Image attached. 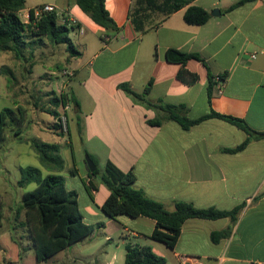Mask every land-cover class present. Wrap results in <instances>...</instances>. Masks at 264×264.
<instances>
[{
  "label": "crops",
  "instance_id": "obj_1",
  "mask_svg": "<svg viewBox=\"0 0 264 264\" xmlns=\"http://www.w3.org/2000/svg\"><path fill=\"white\" fill-rule=\"evenodd\" d=\"M239 1L195 0L194 5L205 8L210 14L216 9L220 11V14H211L209 21L199 26L185 22V9L168 17L151 13L144 31H137L129 18L134 0H106L107 10L119 31L97 25L77 1L76 6L71 5L70 0L44 2L27 8L25 5L18 13L21 18L26 9L29 12L40 5L52 4L56 6L60 23L76 19L85 32H77L84 36L80 41L81 49L71 39L80 56L68 59L66 47L63 48L66 51L64 71L73 72L66 90L79 102V108L73 106L69 112L67 134L56 127V113H60L61 106L54 103V98L65 90L66 77L59 79L58 70H50L52 65L39 70L43 64L40 67L34 57L42 52L46 37L26 38L25 49L30 48V51L24 52L22 58L29 56L31 60L24 66H28L27 74L34 77H29L31 82H36L39 90L43 88L39 91L43 97L28 101L26 119L25 110L16 106L23 121L16 135L23 133L24 127L34 126V118L28 122V113L35 114L43 107L53 117L44 130L53 134L54 142L38 136L35 141L59 145L62 157L64 139L60 138H67L64 142L71 146L75 133L85 141V151L96 161H103L105 165L112 161L124 172L133 171L135 187L162 202L168 210H174L176 201L189 202L200 209L213 207L227 211L244 204L234 223L230 218L187 220L175 248L169 249L150 238L156 225L154 220L126 215L112 219L102 212L101 206L110 192L97 177H89L85 158L78 162L71 150V184L67 185L68 177L63 175L66 186L78 193L85 223L99 225L108 244L118 235L117 249L128 243L149 245L154 253L166 258V264H264V139L252 140L244 150L230 153L225 149L238 147L248 135L225 120L210 118L189 130L172 120L160 126L150 125L148 121L162 116L163 111L137 102L119 88L120 84L128 83L133 91L143 94L152 82L145 97L154 104L185 105L186 115L192 120L213 110L242 119L251 129L264 132V0H248L228 10ZM28 16L27 20H21L28 23ZM91 23L95 37L87 38ZM170 48L199 53L205 60L207 65L190 60L184 66L198 76L195 83L179 80L178 73L183 66L167 62L166 51ZM10 54L5 55V64L0 67L11 71L7 74L11 82L16 80L17 64ZM209 72L215 76L211 95ZM45 73L52 78L44 80ZM224 74H227L225 81L216 80ZM37 127L36 130L44 131ZM64 169L65 160L61 171ZM61 171L53 172L60 174ZM91 183L97 189L89 190ZM82 196L84 207L80 204ZM229 226L228 238L218 243L211 240L213 232ZM115 259L114 255L104 264H114ZM96 264H102L101 260Z\"/></svg>",
  "mask_w": 264,
  "mask_h": 264
},
{
  "label": "trees",
  "instance_id": "obj_2",
  "mask_svg": "<svg viewBox=\"0 0 264 264\" xmlns=\"http://www.w3.org/2000/svg\"><path fill=\"white\" fill-rule=\"evenodd\" d=\"M77 5L83 12L102 28L109 31H119V26L111 17L106 7V0H76ZM195 0H134L129 11V18L137 31H144L147 27L150 13H160L165 17L185 9L184 20L189 25H203L211 18V14L203 7L194 5ZM248 0H241L228 8V10L243 4ZM27 0H0V51L12 52L16 58L24 57L26 38L46 37L52 44H64L68 53V59L75 58L81 53L74 46L70 34L73 28L67 24L59 22L56 12L44 14L38 21L34 18V10L29 11V21L25 23L18 13L25 8ZM166 60L169 63L181 64L183 68L178 73V78L186 84L195 83L198 76L186 70L184 66L190 60L206 62L199 53L183 52L174 48L166 51ZM11 74L5 67H0V77L2 74ZM225 81L227 74L220 75ZM215 76L209 72V95L212 93L211 85ZM152 82L145 88L143 94H139L130 88L128 83L119 85L127 94L132 96L137 102L146 104L149 107L163 111L162 116L149 120L148 123L160 126L166 120L177 122L184 130H189L194 125L210 118L225 120L240 129L244 130L248 137L236 148L225 149L230 153L244 150L252 140L264 139V132H257L251 129L245 121L228 115H223L211 111L199 119H189L186 115L185 105L154 104L146 99ZM70 99L74 107L79 108V102L72 93L60 95L54 98V103L58 107ZM14 111L11 108H3L0 111V135ZM59 113H56V116ZM78 126L82 130L80 119ZM56 127L60 130L57 122ZM34 148L39 154L40 162L47 166L50 173L43 176L42 171L34 166L22 167L21 177L18 181L20 187H25L31 183L37 184L36 188L24 194L22 202L26 211L27 225L31 228L32 240L37 263H43L58 255L68 247L85 240L92 235L95 227L85 223L81 213L78 193L70 191L66 186L63 175L53 171H61L64 168V160L60 156V146L41 141H34ZM91 159L98 165L96 159L87 151ZM86 163V159H85ZM87 164V163H86ZM89 177H98V168L91 172L88 168ZM102 184L109 190L110 194L101 206L102 212L109 218H116L126 215L131 218L146 217L155 221L156 225L150 238L156 242L165 244L169 249H174L183 227V224L192 218L217 220L230 218L234 223L237 220L244 204L232 210H219L216 208L200 209L194 204L185 201H176L174 210H168L165 205L148 197L145 192L135 187L136 176L133 171L124 172L112 161H107L105 174L100 177ZM89 190L97 189L91 183ZM1 217V214H0ZM99 226V225H98ZM100 227V226H99ZM231 234V226L222 231L211 234V240L218 243L228 238ZM165 257L159 256L149 245L132 244L126 245L124 264H166Z\"/></svg>",
  "mask_w": 264,
  "mask_h": 264
},
{
  "label": "rangeland",
  "instance_id": "obj_3",
  "mask_svg": "<svg viewBox=\"0 0 264 264\" xmlns=\"http://www.w3.org/2000/svg\"><path fill=\"white\" fill-rule=\"evenodd\" d=\"M50 1L60 0H27L26 8ZM70 3L76 6L75 0H70ZM28 15V10H24L21 13V19L27 20ZM149 15L151 16V13ZM94 32L95 29L91 23L88 28L87 38H94ZM70 37L77 48L81 49L80 41L83 40L84 36H80L73 30ZM46 42V44H43V53L39 52L34 59L40 67L43 64L42 68L39 69L41 71L43 67L49 68L51 65L53 66V68L50 67L51 71L56 68L61 75L60 79L65 76L64 69L66 67L63 59L66 51L63 48L66 46L64 44L54 45L49 40H46ZM29 51L30 48L25 49L26 53ZM8 54L10 53L0 51V65L5 64L4 57ZM10 55L11 60L17 64L14 70L16 80L10 82L11 78L6 74H2L0 77V111L6 107L14 109H12L14 113L7 119L3 132L0 135V264H96L97 260H101L102 264H104L105 260H111L114 255L116 256L114 264H124L126 247L117 249L116 246L120 242L118 235L114 237L113 242L108 244L104 240L99 226L95 227L92 235L87 239L68 247L63 252L43 263H37L31 228L27 225L26 211L23 208L22 202L24 194L34 190L37 184L31 183L25 187H20L18 181L21 177L20 169L22 167H37L42 170L43 176H46L50 172L47 166L43 165L39 160V154L34 148V138L38 136L39 138L49 140V142H54L52 141L53 134L44 130L53 121V117L43 107L41 110L36 111L35 114L29 112L28 122L31 123V120L34 118V126L31 127L34 131L27 126L28 128L24 127L23 133L16 135L15 131H19L20 126L23 124L20 112L16 106L18 105L21 109L25 110L24 118L26 119L27 107H29L28 101H33V98L37 96L42 98L43 93L39 91L43 88L39 90L36 82H31L29 79V77L34 78L32 75L29 76L27 74L28 66H24L30 62L29 56H27V59L22 58L19 61L16 60L13 53ZM19 63L21 66L18 65ZM58 65L62 68L58 69ZM50 77L51 75L48 73L42 75L44 80L50 79ZM37 124L40 128H43V132L36 130L38 128ZM78 137V135L76 136L73 133L74 144L71 146L64 142L67 138H60L64 139L63 142L62 140L60 141L62 142L61 155L65 160V169L60 174L68 177V186L71 184V179H69V169L72 163L71 150L75 153L73 157L76 156L78 162L86 158L87 155L85 152V141L82 142ZM97 163L99 170L97 178L102 184L100 177L105 174V164L103 161H97ZM78 181L77 186L81 190ZM80 204L84 207L83 196L80 199Z\"/></svg>",
  "mask_w": 264,
  "mask_h": 264
},
{
  "label": "built area",
  "instance_id": "obj_4",
  "mask_svg": "<svg viewBox=\"0 0 264 264\" xmlns=\"http://www.w3.org/2000/svg\"><path fill=\"white\" fill-rule=\"evenodd\" d=\"M34 10V18L36 21H38L44 14L49 13V12H56L57 9L56 6L52 4H43L38 7H36ZM58 15V13H57ZM29 19V16H28ZM63 24H67L69 27L73 28L74 31L83 34L85 32V28L76 20V19H70L68 22L66 20H63ZM106 40V38H105ZM252 58H255V55L252 56ZM73 76V72L66 70L65 71V77L66 81L64 84V91H62V94L67 95L68 92L66 89L69 87V80ZM216 80L219 81L220 83L223 82L220 78V76L216 77ZM73 104L70 101V99H67L65 103L61 104V111L59 113L58 117V123L60 125V130L62 133L67 134L69 132V112L72 110Z\"/></svg>",
  "mask_w": 264,
  "mask_h": 264
},
{
  "label": "water",
  "instance_id": "obj_5",
  "mask_svg": "<svg viewBox=\"0 0 264 264\" xmlns=\"http://www.w3.org/2000/svg\"><path fill=\"white\" fill-rule=\"evenodd\" d=\"M215 13L220 14V11L216 9L211 14L212 15H215ZM85 159H86V163H87L88 168L90 169V171L91 172H94L97 169V165L95 164V162L93 161V159H91L88 154L86 155V158Z\"/></svg>",
  "mask_w": 264,
  "mask_h": 264
}]
</instances>
